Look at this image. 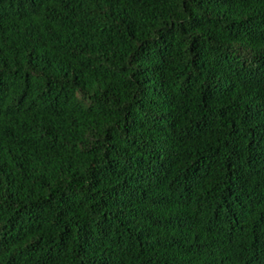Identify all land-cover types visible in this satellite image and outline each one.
I'll return each mask as SVG.
<instances>
[{
	"label": "trees",
	"instance_id": "obj_1",
	"mask_svg": "<svg viewBox=\"0 0 264 264\" xmlns=\"http://www.w3.org/2000/svg\"><path fill=\"white\" fill-rule=\"evenodd\" d=\"M0 264H264V0H0Z\"/></svg>",
	"mask_w": 264,
	"mask_h": 264
}]
</instances>
